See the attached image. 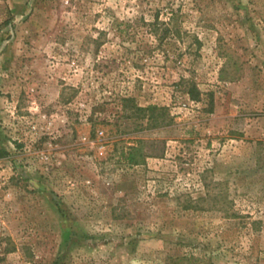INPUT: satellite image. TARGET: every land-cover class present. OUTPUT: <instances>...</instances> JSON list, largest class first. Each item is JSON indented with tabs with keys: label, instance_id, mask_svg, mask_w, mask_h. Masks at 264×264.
<instances>
[{
	"label": "rangeland",
	"instance_id": "obj_1",
	"mask_svg": "<svg viewBox=\"0 0 264 264\" xmlns=\"http://www.w3.org/2000/svg\"><path fill=\"white\" fill-rule=\"evenodd\" d=\"M0 264H264V0H0Z\"/></svg>",
	"mask_w": 264,
	"mask_h": 264
},
{
	"label": "trees",
	"instance_id": "obj_2",
	"mask_svg": "<svg viewBox=\"0 0 264 264\" xmlns=\"http://www.w3.org/2000/svg\"><path fill=\"white\" fill-rule=\"evenodd\" d=\"M136 110L138 113L151 112L152 122L157 120V118L155 117V114H157V112H159L158 114H161V112L164 111L163 108H158L156 106H148L144 109L137 107ZM157 125L160 124H157L155 122L154 127H156ZM157 144L158 142H152V152H145L142 142H139L137 146L128 148L129 151L125 153L124 161H126L128 165L131 166H140L144 163L146 158H162L163 151L160 149L158 150Z\"/></svg>",
	"mask_w": 264,
	"mask_h": 264
}]
</instances>
